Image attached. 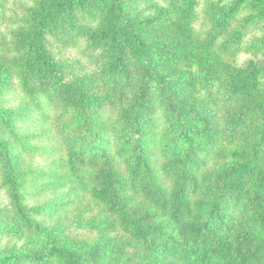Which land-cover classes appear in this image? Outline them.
I'll use <instances>...</instances> for the list:
<instances>
[{
  "label": "trees",
  "instance_id": "trees-1",
  "mask_svg": "<svg viewBox=\"0 0 264 264\" xmlns=\"http://www.w3.org/2000/svg\"><path fill=\"white\" fill-rule=\"evenodd\" d=\"M88 2L110 5L108 29L94 35L115 53L117 80L129 82V65L137 72L130 107L115 120L96 116L90 109L96 103L80 93V87L52 75L55 65L43 42L50 27L57 30L61 15L72 14L74 3ZM49 3L38 6L27 21L25 29L31 33L20 36L30 40L34 84L49 98L51 108L62 104L63 111L56 115L41 104L37 113L45 124L55 120L42 153L67 157L63 164L53 161L44 176L58 180L63 194L49 206L27 204L24 187L30 175L22 171L18 152L28 150L30 142L18 133V125L29 116L4 109H0L2 187L15 220L26 229L41 228L37 219L47 212H67L71 201L66 200L73 195L81 201L90 198L97 213L86 227L107 240L89 259L57 246L32 257L19 249L5 253L0 264L24 260L33 264H264V165L258 161L264 160V0L254 3L255 24H251L254 15L248 16L240 30L225 40L210 35L205 42L182 41L177 47L147 38L139 27L170 22L167 15L139 23L132 20L123 0ZM178 3L174 11L180 14L183 29L197 38L191 28V9L182 11ZM240 7L239 1L230 9H216L211 21L219 33L212 34L226 33L238 21ZM180 49L185 51L182 61L194 69L205 91L221 90L227 110L220 124L212 126L195 107L179 100L175 90L180 82H166L158 69L157 57L170 60ZM242 50L262 62L252 60L245 69L234 67L232 60ZM181 81L186 80L181 76ZM154 83L162 96L153 91ZM166 110L164 125L154 117L166 115ZM43 233L53 234L47 228Z\"/></svg>",
  "mask_w": 264,
  "mask_h": 264
},
{
  "label": "rangeland",
  "instance_id": "rangeland-1",
  "mask_svg": "<svg viewBox=\"0 0 264 264\" xmlns=\"http://www.w3.org/2000/svg\"><path fill=\"white\" fill-rule=\"evenodd\" d=\"M177 1L123 0V4L135 22L141 23L167 15L170 22H156L150 28L139 24V27L147 38L154 40L153 37H156L161 44L172 47L181 46L182 41L186 44L205 42L210 35H218L219 39L225 40L240 30V23L246 17L254 15L255 19L251 24L258 21L254 9L256 0H179V8H182V11L186 9L183 7L190 8L191 15L194 16L191 28L198 35L195 38L187 36L180 22V14L174 11V4ZM239 1L241 14L238 21L231 23L226 33L212 34L219 33L211 21V17L217 13L216 9H230ZM43 4L50 5L49 0H0V109L29 116L27 122L19 123L18 133L26 137L30 142V148L18 154L22 157L19 162L22 171L29 172L30 175L24 187V197L30 207L49 206L63 194L58 180H52L50 177L46 180L44 176L50 171L53 161H60L58 164H63L67 159L66 156L50 158L42 153L47 147L45 140L50 137L49 132L54 131L55 120L50 118L45 124L37 113V105H43L53 115L63 111V108L62 104L55 109L51 108L49 98L34 84L31 77L32 53H29L27 48L30 40L20 36L21 33H31L25 29L27 27L25 25L33 18V12H36L38 6ZM109 7L110 5L101 7L95 2H88L85 5L74 3L72 14L61 15L59 23L55 26L57 30L52 31L50 27L43 41L55 65L52 75L60 81L80 87V93L96 103V106H91L90 109L95 111L96 116L102 115L105 121L115 120L116 115L130 107V100L135 94L134 81L137 77L136 69L129 65V82L120 83L117 80L115 53L94 35L108 29ZM250 39V35L245 38L243 49ZM177 53V57L166 61L156 58L158 69L166 77L165 81L168 83L179 81L180 85L175 90L179 100L195 107L200 116L207 119L212 126L220 124L227 110L221 98V90L217 88L207 93L194 69L185 66L184 60L182 61L181 56L185 51L180 49ZM252 60L255 63L262 62L242 50L233 58L232 64L234 67L245 69ZM181 76L186 80L185 83L181 81ZM152 89L157 95L162 96L163 93L157 83L153 84ZM167 114L168 110L166 115H157L154 118L165 125ZM258 161L264 165V160L259 158ZM15 163L17 166V162ZM1 179L0 169V256L5 253L13 254L19 249L26 252L28 256L25 257H32L47 247L60 246L80 254L84 259H89L96 253L97 248H103L107 238L86 227L88 221L97 213L90 198L86 197L81 201L80 197L73 195L66 200L71 201L67 212L63 210L55 214L43 213L44 215L37 219V222L43 224L41 228L26 229L15 220ZM45 228L52 230V236L43 233ZM18 264L33 262L24 260Z\"/></svg>",
  "mask_w": 264,
  "mask_h": 264
}]
</instances>
